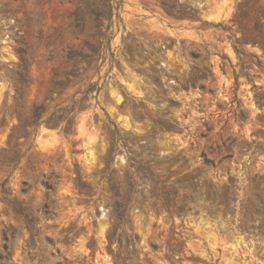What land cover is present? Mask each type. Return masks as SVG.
Instances as JSON below:
<instances>
[{"label": "rangeland", "instance_id": "374dc122", "mask_svg": "<svg viewBox=\"0 0 264 264\" xmlns=\"http://www.w3.org/2000/svg\"><path fill=\"white\" fill-rule=\"evenodd\" d=\"M0 264H264V0H0Z\"/></svg>", "mask_w": 264, "mask_h": 264}, {"label": "trees", "instance_id": "16d2710c", "mask_svg": "<svg viewBox=\"0 0 264 264\" xmlns=\"http://www.w3.org/2000/svg\"><path fill=\"white\" fill-rule=\"evenodd\" d=\"M240 44V43H239ZM237 51H238V49H237ZM36 107V106H35ZM45 112V109H44V107L42 106H40V108L39 107H37V108H35V109H33V110H31L30 111V113H31V118L33 119V123L37 126V125H39L40 124V122H41V117H42V115H43V113ZM71 112L72 111H70V112H68L67 113V115L64 117V120H71V118L69 117L70 116V114H71ZM49 119V118H48ZM46 123L48 124V125H50V126H54V124L53 123H51V122H49V121H46ZM21 127H22V129L23 130H27L28 129V126L26 125V123H21ZM27 134L28 133H25L23 136H27ZM115 134L117 135V136H119V138H120V136H121V134H120V132L118 131V129L116 128L115 129ZM19 163V161H17V163H16V166H17V164ZM27 184V182L25 181V182H23V185H26ZM50 188V187H49ZM113 190H114V192H115V195H117L118 196V189L116 188V187H113ZM25 192H27V190H24ZM15 210V212H17V213H19L20 215H23V216H25V218H29L31 215H32V210H29V209H27L26 207H24V206H20L19 207V209H14ZM46 211H47V209H46ZM4 236V245H3V247H4V249L6 250V251H8V253H7V255H8V258H9V255L11 254V252L9 251L10 249H11V247H10V245L8 244V242H7V240H8V237L4 234L3 235ZM10 248V249H9Z\"/></svg>", "mask_w": 264, "mask_h": 264}]
</instances>
